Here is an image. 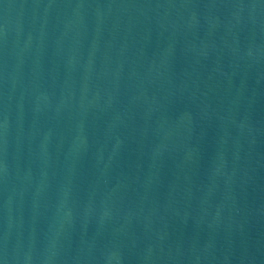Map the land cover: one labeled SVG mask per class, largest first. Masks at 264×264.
Wrapping results in <instances>:
<instances>
[{"label": "water", "instance_id": "obj_1", "mask_svg": "<svg viewBox=\"0 0 264 264\" xmlns=\"http://www.w3.org/2000/svg\"><path fill=\"white\" fill-rule=\"evenodd\" d=\"M0 264H264V0H0Z\"/></svg>", "mask_w": 264, "mask_h": 264}]
</instances>
